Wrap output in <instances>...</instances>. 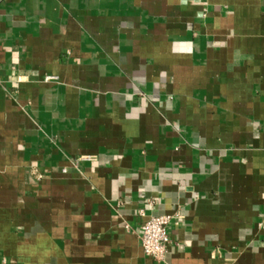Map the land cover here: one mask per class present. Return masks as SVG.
<instances>
[{"label":"crops","instance_id":"crops-1","mask_svg":"<svg viewBox=\"0 0 264 264\" xmlns=\"http://www.w3.org/2000/svg\"><path fill=\"white\" fill-rule=\"evenodd\" d=\"M0 71V264H264V0H0Z\"/></svg>","mask_w":264,"mask_h":264},{"label":"built area","instance_id":"built-area-1","mask_svg":"<svg viewBox=\"0 0 264 264\" xmlns=\"http://www.w3.org/2000/svg\"><path fill=\"white\" fill-rule=\"evenodd\" d=\"M46 80L52 79V77H46ZM0 71V85H3ZM153 202H149L152 205ZM140 214L145 216L144 210H140ZM172 220V216L167 214H160L150 216L139 227L138 237L141 243L144 254L153 259L157 264H169L167 261V254L169 251V244L171 243V237L169 234V225ZM127 230H130L128 224L125 225Z\"/></svg>","mask_w":264,"mask_h":264}]
</instances>
